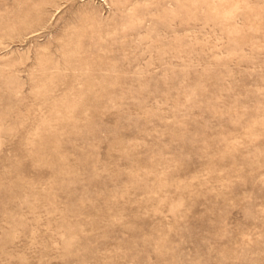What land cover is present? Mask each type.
<instances>
[{"label": "rangeland", "instance_id": "obj_1", "mask_svg": "<svg viewBox=\"0 0 264 264\" xmlns=\"http://www.w3.org/2000/svg\"><path fill=\"white\" fill-rule=\"evenodd\" d=\"M0 264H264V0H0Z\"/></svg>", "mask_w": 264, "mask_h": 264}]
</instances>
